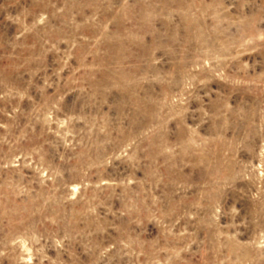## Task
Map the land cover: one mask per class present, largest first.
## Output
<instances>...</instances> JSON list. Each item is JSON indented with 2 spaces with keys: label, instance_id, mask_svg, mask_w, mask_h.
<instances>
[{
  "label": "rangeland",
  "instance_id": "1",
  "mask_svg": "<svg viewBox=\"0 0 264 264\" xmlns=\"http://www.w3.org/2000/svg\"><path fill=\"white\" fill-rule=\"evenodd\" d=\"M0 264H264V0H0Z\"/></svg>",
  "mask_w": 264,
  "mask_h": 264
}]
</instances>
